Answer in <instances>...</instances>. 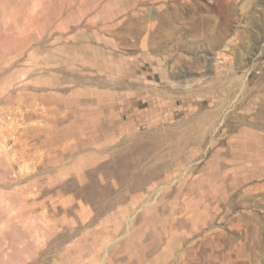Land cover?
<instances>
[{"label":"rangeland","instance_id":"1","mask_svg":"<svg viewBox=\"0 0 264 264\" xmlns=\"http://www.w3.org/2000/svg\"><path fill=\"white\" fill-rule=\"evenodd\" d=\"M0 264H264V0H0Z\"/></svg>","mask_w":264,"mask_h":264}]
</instances>
